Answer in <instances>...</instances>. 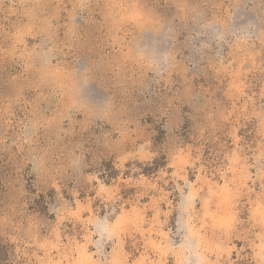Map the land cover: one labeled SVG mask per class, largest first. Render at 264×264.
<instances>
[{
    "label": "rangeland",
    "instance_id": "rangeland-1",
    "mask_svg": "<svg viewBox=\"0 0 264 264\" xmlns=\"http://www.w3.org/2000/svg\"><path fill=\"white\" fill-rule=\"evenodd\" d=\"M0 264H264V0H0Z\"/></svg>",
    "mask_w": 264,
    "mask_h": 264
}]
</instances>
